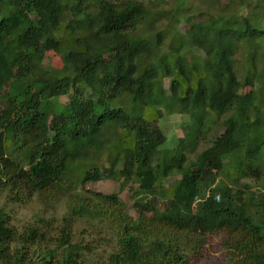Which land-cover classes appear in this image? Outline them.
Wrapping results in <instances>:
<instances>
[{"label":"trees","instance_id":"16d2710c","mask_svg":"<svg viewBox=\"0 0 264 264\" xmlns=\"http://www.w3.org/2000/svg\"><path fill=\"white\" fill-rule=\"evenodd\" d=\"M203 1L190 22L178 8L157 10L167 0L153 4L167 18L158 29L161 18L136 0H0V194L22 203L35 193H67L69 207L53 247L42 245L47 235L37 227L20 233L0 207V264H190L213 233L221 234L227 264H264V174L256 157L264 147V8L262 0ZM137 24L149 25L148 34L128 37ZM53 51L56 68L47 66ZM239 51L242 81L233 64ZM168 77L166 93L161 83ZM178 77L189 81L184 90ZM10 83L17 87L4 93ZM63 95L66 107L55 113ZM168 95L159 109L156 97ZM233 107L210 144L189 156ZM177 109L204 113V126L195 125L173 149H158L166 136L157 120ZM106 144L109 165L89 169L80 183H138L137 217L116 194L69 189L74 164L98 157ZM237 150L244 152L239 164L231 155ZM147 154H155L153 163ZM79 218L108 225L114 247L105 257L89 260L73 241Z\"/></svg>","mask_w":264,"mask_h":264},{"label":"rangeland","instance_id":"374dc122","mask_svg":"<svg viewBox=\"0 0 264 264\" xmlns=\"http://www.w3.org/2000/svg\"><path fill=\"white\" fill-rule=\"evenodd\" d=\"M136 1L140 2L142 6H145L152 17L159 16L161 18L158 23L157 21L155 22L157 23L156 25L158 29H161L166 22V14L158 13V15H156L157 12L153 10L155 8L153 4H161L160 0H152L151 3H149V0ZM180 1L181 0H167V4L162 5L163 8L157 10L165 9L168 12L169 10L178 8L181 14V20H188L190 22L192 19V14H195L196 12V7H199V9H203L207 5L203 0H183V4H180ZM224 1L225 0H220V2ZM261 2L264 8V0H262ZM238 9L239 12L244 13L251 22L256 21V15L254 14V12L248 10L245 5H241L240 7L238 6ZM6 13L7 11H3V14ZM154 20L156 19L154 18ZM182 23L184 24V21H182ZM146 28H150V26L137 24L134 29H130L131 31L128 32V37H145V35L148 34L145 33V31L147 30ZM65 34L67 38H74V35L72 33L70 34V32L68 31L65 32L64 35ZM155 35L156 33L150 30L149 37L152 39L153 37H155ZM165 42H168V38L165 40ZM141 48L143 49V51H147L144 45ZM152 49L153 48H150V50ZM151 52L153 53L155 51L152 50ZM242 58L243 51L237 52L233 63L238 79L241 81L244 79V69L241 64ZM59 59L60 56L56 52L53 51L49 53V65L47 66L56 68V65L59 64ZM44 62L46 63V61ZM256 62L259 66L261 65V60L259 58L256 59ZM145 64L149 65V62ZM140 69L142 70L144 69V67H141ZM172 79V77L165 78L161 83L166 93ZM178 80L181 82L182 90H184L189 85V81L185 77H178ZM190 84H192V81L190 82ZM215 86L218 87V85ZM13 87H17V84L10 83L6 85L3 92L6 93L10 88ZM237 91L243 94L245 88L240 86ZM168 100H170L169 95L165 96V101H162V99L157 96L155 103L159 109H164V105L168 102ZM67 101V96H60L55 102L54 112L59 113L60 111L65 109ZM237 109L238 107H233L227 110L219 118L215 119L213 123L208 126V130L203 133V136L202 134L200 135L195 150L193 152H190L189 156L195 157V155L199 151L208 146L217 132H219L218 129L222 120ZM203 114L204 113H186L181 112L178 109L177 111L174 110V112L170 113H168L166 110H163V116L159 120H157V124L161 131L165 134L166 141L165 144L158 147V149H173L177 145L180 138L187 137L192 133V130L194 129L193 127H195V125H198L199 127H202V125L204 126V123L202 121ZM132 134L133 133H129V135ZM108 147H110V145L106 144L104 152H102L98 157L90 156V158L81 159L74 164L75 170L73 171L71 177L69 189L71 191H81L83 189H86L91 193L116 194L124 203L125 211L132 217H137L138 212L133 205V193L139 191L138 183L129 181L126 185H124L122 189L120 188V183L118 181L109 178H104L98 181H88L84 183V185L80 183L84 177V173L89 169L98 167L102 171L104 168H107V166L109 165V162L107 161V155L110 152L108 151ZM144 149L145 146L144 148L141 147L139 151H144ZM154 155L153 157H150L149 154H147L146 158L153 163ZM231 155L232 159L236 161L235 164H239L238 161L240 160V158L241 160L244 159L243 150H237ZM256 157L258 163L257 165L259 166L261 172L264 174V147L259 151ZM174 178L175 177H170L169 179H167V185H169ZM260 181H264L263 176ZM260 181L253 178H245L244 180H242L243 183L247 182L248 184L252 185L254 189H258L259 187H261ZM6 193L7 192L0 194V207H3L5 209L10 217L11 223L15 225L16 229L20 233H22V231L26 229V227H37L38 230L43 231L47 235V238L43 239L42 245L52 246V242H54L55 240L54 238H52V236L56 237V232L58 231L59 227L63 225L64 217H66L67 213L69 212L68 199L66 198L67 193H64L65 196L58 197L50 193V195L48 194L44 199H42V197H40L38 193H35L30 199L22 203L13 201L6 195ZM147 214L151 215V212H147ZM74 222V225L72 226L73 241L80 243L82 247H84V251H86L89 260L101 259L105 257L111 249H113L114 238L106 223L99 219L87 218H79L77 220L75 219ZM221 238V234L219 233L208 234L205 238V242L202 245L200 254L197 257H194L190 264H227V254L221 246ZM14 247L20 246L19 244H17L16 246L14 245ZM35 255L36 254L34 253V257H36Z\"/></svg>","mask_w":264,"mask_h":264}]
</instances>
